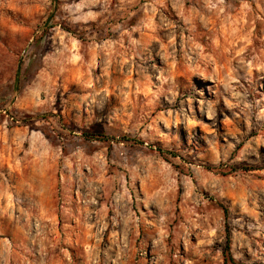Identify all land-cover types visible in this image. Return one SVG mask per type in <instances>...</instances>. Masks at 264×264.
Wrapping results in <instances>:
<instances>
[{
  "label": "rangeland",
  "instance_id": "obj_1",
  "mask_svg": "<svg viewBox=\"0 0 264 264\" xmlns=\"http://www.w3.org/2000/svg\"><path fill=\"white\" fill-rule=\"evenodd\" d=\"M0 264H264V0H0Z\"/></svg>",
  "mask_w": 264,
  "mask_h": 264
}]
</instances>
